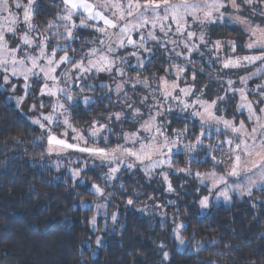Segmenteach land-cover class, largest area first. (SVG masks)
Listing matches in <instances>:
<instances>
[{
  "label": "snow or ice",
  "instance_id": "1",
  "mask_svg": "<svg viewBox=\"0 0 264 264\" xmlns=\"http://www.w3.org/2000/svg\"><path fill=\"white\" fill-rule=\"evenodd\" d=\"M260 3H264V0H241V3H237V0H61L59 6L62 8V14H58V19L64 23L49 22L47 27L50 30L62 28L63 31H54L53 35L64 40L65 43L63 46L57 43L50 50L51 37L41 34L40 39L37 40L34 35L30 34L36 31L33 17L37 10V0H28L26 5L16 0L15 8L23 9L22 21L17 14L12 12L9 0H0V13H7L6 16L0 17V81L10 86L13 92L16 90L12 83L13 79L23 81L24 95L16 98L17 104H22L27 98L31 89L29 81L32 77L42 82L41 96L56 98L49 114L41 113V118L31 121L44 130V135L40 138L47 140L49 153L71 149L87 153L110 165L115 164L116 166L110 167L108 173L109 179H115V174L120 172L125 163L128 169L136 167L137 164L142 165L145 173L151 176L158 168L173 167L174 150L178 151L182 148L183 151L195 153L197 156L199 151L203 150L205 156L210 157L215 165L223 166L222 174H217L216 171L193 172L190 166L174 170L190 176L194 175L200 178L201 183L208 179L211 181L212 189L222 185L217 199L222 197L230 200V192H239L241 196L246 194L251 197L253 189H264V84H258L252 89L259 97L252 100L249 99L247 82L264 71V67H257L255 72L240 77L242 86L239 88L233 87L236 81L227 79L224 94H218L214 99L207 100L201 98L204 95L203 90L194 96L197 71L195 69L189 71L188 64L195 63L192 59L193 53L204 55L200 51L201 45L207 47L209 44L206 31L203 30L205 26L217 22L222 23L227 19L232 23L242 25L244 31L249 34L245 47L250 50L251 54L222 58L219 61L222 69H238L257 64L264 66V26L254 24L248 17L239 15L243 10L241 4L252 7ZM229 8L236 14L226 15L225 10ZM252 11L256 13L255 8H252ZM259 14L264 16V8ZM74 17L79 18L78 24ZM21 22L26 26V30L19 34L17 26ZM193 25H199L202 30L199 32L192 30ZM78 28H91L100 33L103 39H100L98 43L103 47H92L80 59H76L73 55L76 49L68 42L76 39L74 32ZM173 32L179 39L168 38L169 33ZM9 33L15 38V46L8 38ZM157 33H162L166 39L162 40ZM134 36H138V39ZM150 41L166 50L168 45H172L171 53H174L176 57H182L187 62L184 66L173 62L168 71L174 69L173 74L176 79L169 82L166 77L161 76L157 81V88L153 90L159 92L164 101L175 102V109L167 103H161L153 96L151 107L144 111L141 106L147 105L150 98L141 96V106H136L135 102L125 105L131 109L130 115L135 126L131 132L122 133L119 139H122L124 143L118 140L114 147L109 143L103 146H90V139L93 145L98 144L100 140L107 142L108 137L101 136V133L105 130L111 131V129L107 124L94 120L88 129V137H86L83 131L75 128L71 122L74 107H67L59 97L63 94L64 99L72 102L73 106H78L79 101L74 99L72 88L59 86L61 79L65 84L75 85L77 81L83 82L93 71L109 74L115 71L119 77H124L125 69L118 66L117 60L119 59L123 64L126 62L125 58L114 54L128 46L151 54L153 50L148 47ZM224 43L231 46L232 52L236 51V41L219 39L212 42V48L209 51L218 56ZM180 46L183 51L176 50ZM58 51L63 55L58 56ZM130 54L136 57L137 67L143 68L145 61L140 52L133 51ZM58 70L62 72V77H58ZM199 71L203 72L204 69L200 68ZM186 72L189 73L192 84L187 83ZM181 80L184 81L183 86ZM127 83H130L133 89L137 85H143L145 88L151 87L147 79L137 78ZM87 87L93 88L94 86L88 84ZM101 87L107 88L109 92L113 91L108 84H102ZM76 91L81 93L84 91L83 83ZM114 91L118 97L123 93V100L130 99L125 90V82L117 83ZM229 93L239 96L236 111L245 114L244 119H228L218 114L225 111L218 105L226 101ZM80 100L85 106L92 102V98L87 95L80 97ZM31 107L36 110L37 106L33 104ZM40 107H43V103ZM161 108L168 113L176 110L186 113L182 121L185 126L182 129L173 130L175 138H170L160 123V118L164 115ZM124 115L125 113L115 112L109 116V120L120 121ZM189 120L198 123L189 128L186 123ZM167 123L170 124L171 121ZM52 124H62L76 133L73 138L75 142H69L54 134L50 127ZM197 130L198 134H195ZM190 132L194 135L189 140L187 138ZM143 133H148V136H144ZM67 134L65 132L63 135L67 136ZM158 137H162V140H158ZM181 137H184L187 142H182ZM212 140H215V144L205 145V141ZM218 153L223 158H218ZM192 159L190 157L189 165ZM79 175L80 170L73 171L74 177ZM161 176L167 185L166 190L174 192L175 189L168 173L162 172ZM230 180L233 181L232 184L229 183ZM93 187L100 195L104 194L99 186L93 185ZM127 203L131 205L133 200L129 199ZM199 203L202 208H207L209 197L204 196ZM112 220L115 222V215L112 216ZM91 223L95 226V217L92 218ZM183 227L184 225L181 224L176 229L178 239L179 228ZM96 243L99 244L100 240L97 239ZM180 243H184L183 239H180ZM163 257L167 260L168 253L164 252Z\"/></svg>",
  "mask_w": 264,
  "mask_h": 264
},
{
  "label": "trees",
  "instance_id": "2",
  "mask_svg": "<svg viewBox=\"0 0 264 264\" xmlns=\"http://www.w3.org/2000/svg\"><path fill=\"white\" fill-rule=\"evenodd\" d=\"M60 3L61 0H37L35 21L58 17L62 14ZM75 33L97 36L88 28H78ZM211 33L212 39L237 42L247 36L239 26L228 22L216 25ZM77 44L72 43L76 57L81 53ZM193 60L195 63L188 69L197 71L196 91L203 90L204 98L213 99L222 85L221 81L213 83L226 72L205 58L195 56ZM171 62L158 46L144 67L131 69V73L150 78L162 74L173 77L168 71ZM186 77L187 83H193L188 72ZM91 92L95 100L87 106H72L71 119L81 128L90 127L94 120L112 123V133L104 135L108 141L98 144L113 146L117 133L135 126L130 116L109 120L127 103L123 96L101 86ZM234 105L232 98L231 107ZM168 114L171 123L163 125L174 137L173 130L185 126L184 115L178 111ZM227 115H232L231 111ZM186 123L192 128L198 122ZM39 135V128L7 99L0 85V264H264V189L255 190L251 197L235 199L230 205H214L200 215L197 199L204 189L197 192L196 185L190 182L184 190H178L174 202L166 206V218H161L141 215L133 209L167 199L157 179L123 170L109 183L101 175L103 167L91 168L83 172V177L104 188L109 200L108 217L117 215L115 222L93 229V210L81 207L80 202L95 198V194L46 161L45 139ZM193 135L190 132L187 139ZM184 154L177 153L179 157L174 161L184 163ZM212 165L203 150L198 156L193 153L192 167L203 171ZM174 182L178 183V179ZM129 199L133 200L131 205L127 203ZM172 218L185 222L182 233L187 244L183 250L177 247ZM164 252L168 253L167 260Z\"/></svg>",
  "mask_w": 264,
  "mask_h": 264
},
{
  "label": "rangeland",
  "instance_id": "3",
  "mask_svg": "<svg viewBox=\"0 0 264 264\" xmlns=\"http://www.w3.org/2000/svg\"><path fill=\"white\" fill-rule=\"evenodd\" d=\"M15 2L16 0H9V4L12 6L11 10L13 13L17 14L20 17V20L22 21L23 18V9H17L15 8ZM19 2L22 5H26L28 3V0H19ZM237 3H241V0H237ZM242 7V11L239 13V15L244 16V17H248L254 24H261L262 26H264V16H261L259 13L261 11L262 8H264V3H260V4H254L252 7H247L243 4H241ZM252 8L256 9V13H253ZM226 11V15H235L236 13L233 12V10L231 8L225 10ZM7 13H0V17L2 16H6ZM35 15L36 12L34 14L33 17V24L36 26V31L33 33H30L31 35H34L37 40L40 39L41 34L43 36H49L51 37V39L49 40V49L51 50V48H54L56 46L57 43H59L61 46H63V44L65 43L64 40L62 39H58V37L56 35H53L54 31H63V29H59V30H50L48 29L47 25L49 22L52 23H57V24H63L64 22L59 20L58 17L54 18V19H49V21H43V22H37L35 21ZM74 19L76 20V23H79V18L78 17H74ZM224 22H228L231 23L233 25H237L239 26L243 31L244 28L242 25L240 24H236V23H232L229 20H225ZM221 22H217L214 24H208L205 26V28L203 30L206 31V39L209 41V44L207 47L201 45L200 51L204 53L203 56H200L198 53H193L192 59L195 56H198L200 58H205L207 60V62L211 61V63H213L214 65H218V67L222 70L226 72V76L222 77V78H218L216 79L215 83H213V85L217 84L218 81L220 82L219 87V95H223L224 94V89L227 88V84L226 81L227 79H232L234 81H236V83L233 85V87L239 88L242 85L240 84V80L239 78L242 76H246L249 75L252 72H255L257 67H264L261 66L259 64L257 65H250L247 67H241L238 69H222L221 67V63L219 62L222 58L228 57V56H244V55H248L251 54L250 50H248L245 45L248 42V36L249 34L245 31V33L247 34V36L245 37V39L241 42H237L236 41V51L232 52L231 51V46L228 45L227 43L223 44V47L219 53V55L217 56L214 52H210L209 49L212 48V42L217 40V39H212V33L211 31L213 30V28L218 25V24H222ZM91 29V28H88ZM26 30V26L21 22L18 24L17 26V32L19 34H22L24 31ZM94 30V29H92ZM197 32L201 31V27L199 25H193V29ZM76 31V30H75ZM77 31H81L80 29ZM95 31V30H94ZM96 32V31H95ZM162 40H165L166 38L163 36L162 33H157ZM74 35L76 36V39L73 41H69L68 43H70L72 45V43H74V41L78 42V49L81 52L79 54V56L76 57L75 53H71L75 56L76 59H80L81 56L85 53L88 52L90 48L92 47H103L101 45H99V40L103 39L102 35L98 32H96L97 36H93V35H84L81 36L80 34H76L74 32ZM211 35V36H210ZM8 38L13 42V46H15V38L12 37V35L9 33L8 34ZM134 38L138 39V36H134ZM168 38H173V39H179V37H177L175 35V33H169V37ZM219 40L221 41H228L231 39H223L220 38ZM235 41V40H233ZM148 47L151 48L153 51L152 53H145L142 52L141 50L138 49H134L131 46H128L124 49L119 50V52L115 53L114 55H116L117 57H124L125 58V63L121 64L119 59L117 60V64L120 67H123L125 69V76L124 77H119L118 74L113 71V73L109 74L107 72H95L93 71L92 73L88 74V77L82 82V81H77L75 85L72 84H65V82L63 81V79H61V83H60V87H69L73 89V96L74 99H76L77 101H79L78 104H83L82 100H80V97L87 95L90 96L92 98V102L95 100V95L93 92H91L92 89L98 88L100 87L102 84H108L111 86V88L113 89L112 92L115 93L114 89L117 83H121V82H125V90L128 93V96L130 99L128 100H124L125 103L127 104H131L133 102H135L136 106H141L140 105V97L141 96H149V102L147 105L145 106H141L142 110L147 111L148 108L151 107L153 100L152 97L154 96L156 100H159L161 103H167L168 105L172 106L174 109L176 107L175 102L168 100V101H164L163 97H161L159 92H154L153 90L157 88V81L159 79V77L164 76L168 79L169 82H172L173 80L176 79L174 73V69L171 72V74L173 75V77H170L168 74H162L160 76L157 77H144L141 75H138L137 73H131V69L134 68H140L137 67V59L135 56H132L130 53L133 51H139L142 58L144 59L145 63L154 55L155 51H156V47H158L157 44H155L154 42H149ZM161 47V46H159ZM173 46L172 45H168V49L166 50L165 48L161 47L166 54H168L171 57V65L170 68L172 66L173 62H176L178 64H180L181 66H184L187 62L182 58V57H176L174 53H171V48ZM75 48V46H74ZM85 48H88L85 51ZM76 49V48H75ZM84 50V51H82ZM177 51H183L182 46L177 47L176 48ZM240 51V52H238ZM57 55H63L62 52L57 53ZM181 60V61H178ZM190 64H188L189 66ZM70 67V66H69ZM169 68V69H170ZM215 69V68H214ZM220 70V71H221ZM219 71V69H218ZM219 71V72H220ZM62 72H60V70H58V77H62ZM186 76V73H185ZM137 78L140 79H147L150 82L151 87L150 88H145L143 85H137L135 89H133L131 87L130 83H127L128 81H135ZM12 83L15 85V92H13L10 88V86L8 85H4L3 81H0V85L1 88L4 90L6 97L9 101L13 102L14 105L18 108V110L20 111V113L25 116L30 122L34 119H39L41 118V113L43 114H49L51 112V105L55 103L56 98L55 97H48V96H41L40 95V87H41V81L39 79H37L36 77H32L29 81V83L31 84V89L28 92V96L27 98L24 100V102L22 104H17L16 102V98L23 96L24 95V89H23V81L22 80H17V79H13ZM51 84V82H49ZM83 83L84 85V91L81 92H77L76 89L78 87L81 86V84ZM184 81L181 80V85L183 86ZM88 84L93 85V88H89L87 87ZM188 84H192V83H188ZM258 84H264V71H262L260 74L253 76L250 80H248L247 82V89L249 90V99L255 100L258 99L259 97L257 96V94L255 92L252 91V89H254L256 87V85ZM107 89V88H104ZM196 94H199L197 91L194 94V96ZM121 96H123V93L120 94ZM218 95V94H217ZM216 95V96H217ZM215 96V97H216ZM214 97V98H215ZM202 99H207L204 98L203 96L201 97ZM213 98V99H214ZM232 98L235 99V105L232 108L231 107V101ZM59 99L61 100V102L65 103V105L67 107H72L73 104L72 102H69L67 100L64 99L63 94L60 95ZM207 100H211V99H207ZM43 103V107H40V104ZM239 103V96H233L231 93L228 94V97L226 99L225 102H222L218 105V107L224 109L225 111H223L222 113H218V114H222L224 115L226 118L228 119H244L245 114L242 113H238L236 111L237 106ZM35 104L36 110L32 109V105ZM162 112H164V115L160 118V123L162 125V127L164 128L165 132L167 135H169L170 138H175L173 136L170 135V133L165 129L163 122H167L169 119V114L167 111H165V109L161 108L160 109ZM178 111V110H176ZM231 111L232 115H227V112ZM118 112H122L125 113L124 116H130V112L131 109H128L127 107L125 109H122L121 111ZM179 112V111H178ZM182 113V112H181ZM182 115H186V113H182ZM147 117L145 116V119ZM62 119V117H61ZM162 119V120H161ZM72 124L74 125L75 128H77L80 131L84 132V135L86 137H88V129L87 128H81L78 127L74 124V122L71 119ZM247 122V121H246ZM32 123V122H31ZM33 124V123H32ZM103 124H107L109 126L110 129H113L112 127V123H105L103 122ZM35 125V124H34ZM37 126V125H35ZM38 127V126H37ZM52 131L54 134H56L57 136L67 139L69 142H75L74 141V136L76 135V133H73L70 129H67L65 126H63L62 124H52L50 125ZM39 128V127H38ZM40 137L42 135H44V130L40 129ZM133 130H126L124 132H131ZM114 131V130H113ZM67 132V136H64L63 134ZM108 133H112L111 131L105 130L103 133H101V136H104ZM123 133V132H122ZM121 134L117 133V139L115 144L117 143V141L119 140L120 143H124V141L122 139H119L121 137ZM144 136H148V133H143ZM221 139H223V136H221ZM158 140H162V137H158ZM182 142H187V140H185V138L181 137ZM101 141V140H100ZM215 144V140L213 141H205V145L212 143ZM45 146H46V161L51 164L53 167L58 168L63 170L64 172H66V174H68L74 181H79L80 183H82L84 186H86V188H88L93 194H95V198L93 199H88V200H83L80 202V206L84 207V208H92L93 210V217L96 218V224L95 226H93V224L91 223V226L93 229H97L98 227H100V224H103L104 226L107 225V223H111L113 222L112 220V216L115 215L117 217V215L115 213H112L110 215V217H108L109 215V200L108 197L105 193V190L103 187H101L98 183H95L93 181H90L86 178L83 177V172L91 169V168H96L99 169L101 167H103V170H100L101 175L105 178V180L109 183H113L115 181V179L119 176V174L124 170L127 171L129 173H140L145 175L146 177L149 178H155L158 180L160 187L165 191L166 193V197L167 199L164 202L161 201H153L151 204H145L139 207H133L134 210H136L139 214L141 215H146V216H156V217H161V218H166L165 212H166V206L168 204H171L174 202V198H176V193L178 192V190H184L186 185L189 186L190 182H193V184L196 185V191H200L202 189H204V192L201 193L197 199V204H198V213L200 215H204L206 214L210 208L214 205H230L234 202L235 199H239L242 200L246 197H249L248 195H243L241 196L239 192H230L229 195L231 197L230 200H225L224 198H219L217 199V195L218 192L221 190V188L223 187L222 185L219 188L216 189H212V184L211 181L208 179H205L204 183L200 182V178L190 175H187L185 173L182 172H176L174 169L175 168H184V167H191L193 172L199 171L201 173H205V172H209V171H216L217 174H222L224 171L223 166L220 165H215L213 162V165L211 166L210 169L207 170H203L200 171L195 167H192L191 164L189 165V159L190 157L193 158V153H188L183 151V149L181 148L180 150H174V154L172 157V161H173V167L172 168H168L167 166H164L163 168H158L156 169L151 176L147 175L143 169L142 165L137 164L136 167L132 168V169H128L126 167V163L124 164V166L121 167L120 172L115 174V179H109L108 177V173L110 170V167L116 166L115 164H109L108 162L105 161H101L100 159L96 158V157H92L90 155H88L87 153H81L75 150H71V149H64V150H58V151H53L51 153H49L47 151L48 148V144H47V140L45 139ZM90 146H102L100 144H96L93 145L91 144V139H90ZM115 145H113L114 147ZM181 153L184 152V157H185V162L182 164H177L174 159L178 158L179 156L177 155V153ZM218 158H223L222 156H220V154L218 153ZM181 159V157H180ZM74 170H80V175L78 177H74L73 176V171ZM162 172H167L169 175V179L172 182V186L175 189L174 192H168L167 189V185L166 183L163 181V178L161 176ZM178 179V183H175L174 181ZM230 184L233 183L232 180L229 181ZM93 185H97L99 186L102 190H103V195H100L99 193H97L93 187ZM257 189H262V188H256L253 189V192ZM204 196H208L209 197V205L207 208H202L200 206L199 201L204 197ZM174 199V200H173ZM91 218V221H92ZM172 220V225H173V235L175 237L176 243H177V247L179 250H183L187 244V241L182 233L183 228H179V239L177 238V234H176V229L178 228L179 225L183 224L185 226V222L184 220L178 219L175 220L174 218L171 219ZM180 239H183L184 243L181 244L180 243ZM94 253H96V250L94 251Z\"/></svg>",
  "mask_w": 264,
  "mask_h": 264
}]
</instances>
